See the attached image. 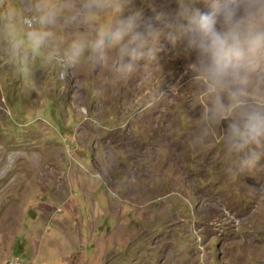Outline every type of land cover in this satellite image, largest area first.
Here are the masks:
<instances>
[{"label": "rangeland", "instance_id": "374dc122", "mask_svg": "<svg viewBox=\"0 0 264 264\" xmlns=\"http://www.w3.org/2000/svg\"><path fill=\"white\" fill-rule=\"evenodd\" d=\"M194 59L166 44L113 84L87 58L24 70L0 53V264H264V168L230 176L221 142H192Z\"/></svg>", "mask_w": 264, "mask_h": 264}, {"label": "clouds", "instance_id": "9594fccd", "mask_svg": "<svg viewBox=\"0 0 264 264\" xmlns=\"http://www.w3.org/2000/svg\"><path fill=\"white\" fill-rule=\"evenodd\" d=\"M199 2L153 0L146 16L136 0H0V53L24 70L87 58L116 84L186 41L195 53L184 72L198 107L192 142H221L230 176L264 168V0H202L207 11ZM58 26L76 30L65 40ZM251 190L264 199V185Z\"/></svg>", "mask_w": 264, "mask_h": 264}, {"label": "built area", "instance_id": "2783aa9c", "mask_svg": "<svg viewBox=\"0 0 264 264\" xmlns=\"http://www.w3.org/2000/svg\"><path fill=\"white\" fill-rule=\"evenodd\" d=\"M8 264H22V263L18 260H14V261H10Z\"/></svg>", "mask_w": 264, "mask_h": 264}]
</instances>
